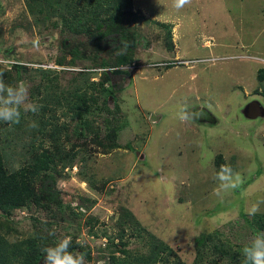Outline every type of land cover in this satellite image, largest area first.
I'll list each match as a JSON object with an SVG mask.
<instances>
[{
  "label": "rangeland",
  "instance_id": "374dc122",
  "mask_svg": "<svg viewBox=\"0 0 264 264\" xmlns=\"http://www.w3.org/2000/svg\"><path fill=\"white\" fill-rule=\"evenodd\" d=\"M0 4V53L24 62L55 63L47 68L57 75L54 82H60L62 89L69 87L74 71L57 62L65 34L42 24L38 27L24 0H0ZM132 6L134 12L127 10L125 20L142 41L136 47L137 63L124 67L128 73L113 75L106 84L114 90L109 101L99 87L82 85L81 92L97 99L94 103L88 99L96 112L90 119L95 132L85 135L86 142L74 136L79 119L72 116L69 102L37 93L30 96L43 74L32 72L34 66H27L31 71L12 84L13 92L0 90V108L18 106L26 117L34 109L37 119L43 113L50 115V121L58 115L55 132L61 135L66 153L74 151L73 145L81 151L73 166L59 163L60 172L56 171L62 198L79 215L74 218L68 210L65 220L54 221L55 232L61 238L71 233L89 246L92 259L80 253L78 264H102L99 247L108 239L99 236L101 229L121 233L117 221L123 207L143 227L141 236H134L132 230L125 233L134 253L146 254L149 237L154 236L193 264L198 257L196 237L216 230L225 245L236 242L264 249V229H259L264 221V117L249 119L242 113L253 98L264 104V83L256 80L264 67V0H133ZM100 72L90 80L99 81ZM105 102L113 109L110 113L102 108ZM209 113V119L202 121ZM6 117L0 118V137L9 136L11 145L1 146L0 151L10 168L29 162L26 142L53 147L52 126L44 137L33 133V126H25L37 137L26 140ZM108 117L111 127L125 123L117 136L121 147L112 151L94 141L98 133L103 138ZM219 153L232 171L217 169ZM33 216L46 217L36 207L16 210L14 233H31ZM91 217L99 219L94 227L98 235L90 234L91 225H85ZM214 241L206 251L214 250ZM220 255L210 253L203 264L213 256L220 264H241L236 252Z\"/></svg>",
  "mask_w": 264,
  "mask_h": 264
},
{
  "label": "trees",
  "instance_id": "16d2710c",
  "mask_svg": "<svg viewBox=\"0 0 264 264\" xmlns=\"http://www.w3.org/2000/svg\"><path fill=\"white\" fill-rule=\"evenodd\" d=\"M24 2L38 27L42 24L44 28L57 29L65 34L61 43L62 55L57 58V62L58 65L64 67L66 64V68H71L74 71L72 72L74 73L72 84L67 88L64 86L62 89L60 82H54L57 75L52 74V70L43 67L32 68V72L43 74L40 81L31 89L30 96L37 93L42 98L55 96L59 101L64 100L65 104L69 102V108L73 111L72 116L79 119V124L74 128V136L79 140L85 139L83 141L86 142L85 135L89 136L95 132L90 119L96 111L90 105V100L94 103L97 99L90 96L89 92H81L82 85L83 88L85 84L88 86L87 88L91 89L99 87L101 94L107 93L106 100L109 101L114 90L106 87V84L111 81L113 75L128 73L127 69L137 63L136 47L141 45L142 41L137 40V33H135L137 31H132L125 20V15L129 13L126 11L132 12L133 0H24ZM168 31L171 41L170 47H173L171 26H168ZM149 45L150 42L148 41L146 46L149 47ZM5 54L6 52L0 53L1 56H5ZM6 55L9 57V53ZM12 58L16 62L11 69L0 65V90L5 88L7 92H13L10 90L14 88L12 84L19 82L25 74L31 71V68L27 66H32L27 63L32 61L24 62L14 55ZM77 66L82 67V70H76ZM126 66L127 69L124 68ZM54 71L56 72V70ZM99 71H101V79L96 82L95 80L91 81L90 78L96 76L95 74ZM256 80L264 83V67L258 70ZM75 82L81 83V85L73 84ZM74 97L76 99L72 101ZM89 98L90 100H88ZM253 99L260 100L258 98ZM102 108L108 110L109 113L113 111V109L108 108L107 102ZM117 108L120 110L118 105ZM68 112L63 111L62 114L66 115ZM5 115L13 122L11 128L20 132L22 138L26 140L36 141L37 137H32L30 131L24 129L25 126L27 128L33 126V133L37 131L43 137L48 134V130L52 126V129L49 130V137L53 141V147L48 150L43 148L45 147L43 145L36 147L33 142H26L25 145H29L27 153L30 160L19 168H10L5 155L0 151V264H78L82 257L79 255L80 253L83 257L91 260L92 256L91 251L88 250V245L78 242L77 237L71 233H69L71 239H66L69 234L61 238L53 228V225L57 223L54 221H60L68 210L74 218L79 215L75 211L76 208L71 206V203H65L62 198V193L57 188L58 174L56 175V171L60 172L59 163L63 167L73 166L75 159L81 152L79 147L73 145L74 151L71 154L66 153L65 146L62 145L60 139L61 135L55 132V127L58 125L55 118L59 117L56 114L53 115L54 120L50 121V115L45 117V114L42 113V116L38 118L40 121V124L38 121V126H34L36 125L34 122L38 120L34 109H31L28 112V117H26L25 112L18 106L12 109L11 107L0 108V118L6 117ZM7 117L6 121L9 123ZM32 118L33 122H28V119ZM106 121L107 125L103 130V138L100 139L98 133L94 141L104 150L112 151L121 147L117 141V136L121 126L123 127L125 123H121L118 127H111L109 117ZM0 124H3L1 119ZM80 127H83L84 132L80 131ZM63 128L66 127L61 129ZM19 129H22L23 132L18 131ZM1 138L0 149L3 148L1 147L3 145H11L7 143L11 139L9 136L3 140ZM75 145L80 146L77 143ZM126 146L128 147L129 144ZM40 149L43 150L37 154L35 150ZM215 164L219 171L224 173L232 171L231 166L225 164L222 153L217 155ZM85 179L87 180L86 177ZM33 207H36L41 213L43 211L46 217H32L31 233L21 235L14 233L17 231L16 227L12 226L15 211L32 209ZM120 216L117 221V226L121 230L119 235L114 234L106 227L101 229L99 236L108 239L106 245H99V256L102 264H187L168 243L156 239L154 236L149 237V250L146 254L132 252L128 241L125 239V233L132 230L134 236H141L139 232L143 227L133 213L126 208L122 207ZM98 220L96 217H91L86 221V226L91 225L90 234L98 235L94 230ZM79 224L78 226H80ZM259 226L261 232L264 229V221ZM212 241H214V250L208 252L206 251L208 243ZM196 247L198 257L193 261V264H203L206 256L216 252L218 255L221 254V257L236 252L237 258L242 260H239L241 264H264L263 248L253 250L255 248L250 245L244 247L236 242H228L225 245L218 237L217 230L213 233L203 232L198 235ZM256 251L259 254H256ZM233 257L236 259L235 256ZM238 259L236 260L238 261ZM209 264H220V262L216 256H213Z\"/></svg>",
  "mask_w": 264,
  "mask_h": 264
},
{
  "label": "water",
  "instance_id": "95a60500",
  "mask_svg": "<svg viewBox=\"0 0 264 264\" xmlns=\"http://www.w3.org/2000/svg\"><path fill=\"white\" fill-rule=\"evenodd\" d=\"M242 113L249 119L264 117V104L260 100L253 99L245 105Z\"/></svg>",
  "mask_w": 264,
  "mask_h": 264
},
{
  "label": "clouds",
  "instance_id": "9594fccd",
  "mask_svg": "<svg viewBox=\"0 0 264 264\" xmlns=\"http://www.w3.org/2000/svg\"><path fill=\"white\" fill-rule=\"evenodd\" d=\"M8 52H6V54H7ZM5 54V56H1L0 57V59H6V60H12V59H14V58H12V55H9V57H7V55ZM16 61H15V59H14V63H15ZM13 63V64H14ZM29 65H32V66H34V67H42L41 66V64H43V63H40V62H37V63H31V62H27ZM13 64H11L9 67L8 66H6V65H4L3 63H0V65H2L3 67H5V68H7V69H11L12 68V66H13ZM44 68V67H43ZM45 69H47V68H45ZM76 70H79V69H76ZM111 97V96H110ZM109 97V98H110Z\"/></svg>",
  "mask_w": 264,
  "mask_h": 264
},
{
  "label": "built area",
  "instance_id": "2783aa9c",
  "mask_svg": "<svg viewBox=\"0 0 264 264\" xmlns=\"http://www.w3.org/2000/svg\"><path fill=\"white\" fill-rule=\"evenodd\" d=\"M0 63H3L4 65L9 67L11 64L14 63V60L0 59ZM54 64L55 63H43V64H41V66L44 68L55 67L56 65H54Z\"/></svg>",
  "mask_w": 264,
  "mask_h": 264
},
{
  "label": "flooded vegetation",
  "instance_id": "af4514ba",
  "mask_svg": "<svg viewBox=\"0 0 264 264\" xmlns=\"http://www.w3.org/2000/svg\"><path fill=\"white\" fill-rule=\"evenodd\" d=\"M209 115H210V113L207 114V115H203L204 118H201L202 121H207L206 119H209Z\"/></svg>",
  "mask_w": 264,
  "mask_h": 264
},
{
  "label": "crops",
  "instance_id": "0c3cea01",
  "mask_svg": "<svg viewBox=\"0 0 264 264\" xmlns=\"http://www.w3.org/2000/svg\"><path fill=\"white\" fill-rule=\"evenodd\" d=\"M156 13V12H155ZM155 13H152V14H155ZM156 15V14H155Z\"/></svg>",
  "mask_w": 264,
  "mask_h": 264
}]
</instances>
